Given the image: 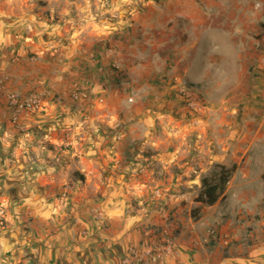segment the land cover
<instances>
[{
    "label": "crops",
    "instance_id": "crops-1",
    "mask_svg": "<svg viewBox=\"0 0 264 264\" xmlns=\"http://www.w3.org/2000/svg\"><path fill=\"white\" fill-rule=\"evenodd\" d=\"M0 86V264H264V0H0Z\"/></svg>",
    "mask_w": 264,
    "mask_h": 264
},
{
    "label": "built area",
    "instance_id": "built-area-1",
    "mask_svg": "<svg viewBox=\"0 0 264 264\" xmlns=\"http://www.w3.org/2000/svg\"><path fill=\"white\" fill-rule=\"evenodd\" d=\"M114 72L120 74L121 70L119 66L113 64ZM1 90V86H0ZM82 96H84L83 91H78ZM180 95L182 98V105L191 110H195L200 107L201 103L198 98V94L194 87L185 86L180 90ZM45 93L38 91H31L26 96H21L19 93L14 91L6 92L7 104L12 108L14 117L21 112H33L37 111L42 107V101L44 99ZM132 101V98H128ZM3 210L0 211V214ZM163 240L161 242L145 243L140 247L131 248L129 254L123 258L122 264H138L143 260L144 257H150L152 259H160L166 254L172 251V238L169 236L168 232L165 231L163 234Z\"/></svg>",
    "mask_w": 264,
    "mask_h": 264
},
{
    "label": "trees",
    "instance_id": "trees-1",
    "mask_svg": "<svg viewBox=\"0 0 264 264\" xmlns=\"http://www.w3.org/2000/svg\"><path fill=\"white\" fill-rule=\"evenodd\" d=\"M114 75L115 77H122L121 73L116 74L114 72ZM233 171L234 166L226 167L224 165L216 164L212 171L202 178L201 191L198 200L206 205L214 203L223 192Z\"/></svg>",
    "mask_w": 264,
    "mask_h": 264
},
{
    "label": "rangeland",
    "instance_id": "rangeland-1",
    "mask_svg": "<svg viewBox=\"0 0 264 264\" xmlns=\"http://www.w3.org/2000/svg\"><path fill=\"white\" fill-rule=\"evenodd\" d=\"M1 210H3V212L0 214V227H3L5 225V217H4L5 216V210H4V206L0 205V211Z\"/></svg>",
    "mask_w": 264,
    "mask_h": 264
}]
</instances>
